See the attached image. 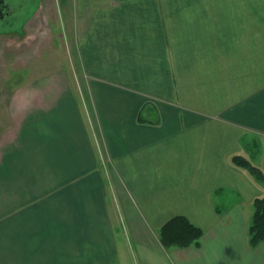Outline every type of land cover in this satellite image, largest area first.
Listing matches in <instances>:
<instances>
[{
	"label": "crops",
	"instance_id": "obj_1",
	"mask_svg": "<svg viewBox=\"0 0 264 264\" xmlns=\"http://www.w3.org/2000/svg\"><path fill=\"white\" fill-rule=\"evenodd\" d=\"M53 3L69 62L8 107L0 264H264L232 161L264 172V0ZM177 217L200 247L162 245Z\"/></svg>",
	"mask_w": 264,
	"mask_h": 264
},
{
	"label": "rangeland",
	"instance_id": "obj_2",
	"mask_svg": "<svg viewBox=\"0 0 264 264\" xmlns=\"http://www.w3.org/2000/svg\"><path fill=\"white\" fill-rule=\"evenodd\" d=\"M53 4V0H44L24 28L19 25L12 34L0 36V147L6 138L15 134L10 131L12 114L8 107L12 102L24 100L20 91L23 86L36 82L39 72L52 71L54 62L63 67L69 62L60 47L61 26ZM75 56L76 53L74 69L78 83L82 84L87 79L86 71Z\"/></svg>",
	"mask_w": 264,
	"mask_h": 264
},
{
	"label": "trees",
	"instance_id": "obj_3",
	"mask_svg": "<svg viewBox=\"0 0 264 264\" xmlns=\"http://www.w3.org/2000/svg\"><path fill=\"white\" fill-rule=\"evenodd\" d=\"M233 163L247 170L259 186L264 187V172L255 167L247 159L237 156ZM255 213L249 229L250 245L259 247L264 243V198L254 202ZM203 231L184 217H177L169 221L160 230V241L166 249H186L191 246L200 247Z\"/></svg>",
	"mask_w": 264,
	"mask_h": 264
},
{
	"label": "flooded vegetation",
	"instance_id": "obj_4",
	"mask_svg": "<svg viewBox=\"0 0 264 264\" xmlns=\"http://www.w3.org/2000/svg\"><path fill=\"white\" fill-rule=\"evenodd\" d=\"M43 1L0 0V36L12 34L16 26L21 25L24 28V25L33 18L41 7Z\"/></svg>",
	"mask_w": 264,
	"mask_h": 264
}]
</instances>
